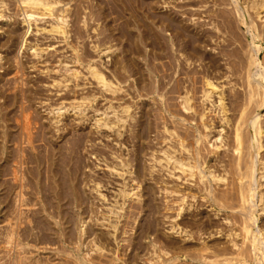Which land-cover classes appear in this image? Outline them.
<instances>
[{"label": "bare ground", "instance_id": "bare-ground-1", "mask_svg": "<svg viewBox=\"0 0 264 264\" xmlns=\"http://www.w3.org/2000/svg\"><path fill=\"white\" fill-rule=\"evenodd\" d=\"M62 1L14 0V3L22 14L21 22L26 24V31L39 16H49L51 22L47 31L59 34L64 42L69 37L70 29L66 14L68 2H63L62 7L57 9ZM87 1L89 4L83 2L85 5L81 4L82 9L77 13L82 27H87L89 19L90 22L94 19L95 23H99L101 19L106 21L104 24H113L118 18L121 20L120 23L117 22L118 26L113 24L111 27L108 24L100 33L109 31L104 34V38L116 39L115 44L116 41H124L121 48L124 54H116L118 58L110 60L111 76L104 73L97 61L83 60L84 56L80 57V50L76 45L71 50V60L80 64L86 61L83 65L87 70L86 74L102 91L109 92L116 103L106 102L107 106L102 110L96 108L92 105L97 97L93 91L72 95L78 100L76 103L72 102L70 96L73 104L68 105L75 110V115L83 114L82 117L87 116L84 115L87 107L95 112L101 110L98 117L93 118L95 126L104 127L110 132H105L104 136L112 137L109 138V155H105L108 157L103 156L104 154L97 156L100 163L104 162L103 169L108 170L107 177L114 176L118 179L117 183L111 181L117 187L113 190L114 193L110 192L113 193V199L108 202V195L103 192L110 185L107 188L105 186L106 189L102 192L104 175L98 179L89 178L93 183L91 190L97 193L95 195L100 200L102 210L98 211L100 216L94 214L95 218L91 219L93 221H89L90 218L86 220L82 213L90 205L83 208L85 192H81L84 188L80 189L83 185H79L87 176L85 177L84 170L81 174L80 168L84 164L81 167L83 159L81 161V153L78 155L79 150L77 151L78 143L81 140L83 143L86 135L82 139V133L75 131L77 135L74 138L72 135V142L59 144L56 148L51 146L49 135L50 139H47L46 132L49 133L50 130L46 129L45 132V126L41 125L45 128L38 130L41 133L35 135L33 129L37 121L32 122L33 115L29 112L32 105L29 104V109L25 105L28 96L26 91L30 88L23 85H27L28 78L25 79L26 76L20 72L19 59L15 57L14 60L13 57L16 63L13 72L16 76L10 84L8 77L6 83L2 82L0 85V120L3 121L0 124V248L7 254L1 250L7 257L1 254L4 261L6 259L5 263L45 264L47 259L51 260L50 256H46L47 261L44 260V263L37 256L28 254L33 251L31 248H39L41 243L46 246L60 241L62 249H58L57 242L55 245L58 247L55 248L71 255L72 261L78 264H264V225H260L264 224L262 218L260 224H257L259 216L264 212V120L259 112L264 106V57H259L264 25L254 23V19L247 20L246 15L247 10H252L253 18H263L261 13L264 11V0H240V4L233 0L238 15L236 18L251 33V40L245 41L246 43L236 33L227 38L228 23H222V20L217 23V18L208 22L203 19L206 23L199 22L190 27L184 22L185 19L174 13L166 15L164 12L165 16L161 12L158 15L150 13L149 10L156 8L157 0ZM195 1L203 3L204 7L205 4L210 5L207 3L210 0ZM159 2L168 5L170 1ZM217 2L222 3L220 0ZM6 5L5 0H0V17H3L2 10ZM106 5H109V11ZM181 5H185L184 1ZM172 7L178 10L177 5ZM205 9L208 10L209 6ZM189 10L192 13V9ZM186 11L190 12L188 9ZM113 12L118 16L110 19L109 14ZM225 14L227 15L226 12ZM229 20L231 23L232 19ZM92 29L93 32L96 31L95 28ZM229 32L231 35L232 32ZM15 34H12L14 38ZM235 41L238 42V49H230L229 46ZM108 44L107 41L96 40L90 45L106 57L120 49L113 47L114 43ZM207 45L211 50L217 48L218 51H206ZM28 48L33 55L41 51L31 44ZM2 58L0 53V60ZM7 58L6 63L10 57ZM58 62L62 64L63 61ZM63 72L61 78L58 75L57 79L54 78L56 76L51 77L50 85L57 89L59 86H67L68 90V82L71 80L72 84L74 80L76 87L80 70L65 66ZM2 73L0 82L12 72ZM81 77V80L85 78ZM27 86H30L29 82ZM48 87L49 84L46 89ZM30 94L32 92L29 96ZM6 96H10V100H6ZM142 96L151 101L148 98L134 101ZM61 99L59 98L62 103ZM69 99L67 96L66 100ZM15 104H18L16 111L19 113L16 114L11 109L14 115L8 108ZM65 105L62 103L52 108L47 107L48 112L54 114L50 122H53L57 131L64 129L59 126V122L62 111L67 110L68 106ZM10 114L14 116L11 117ZM39 126L40 124L37 128ZM152 132L155 134L150 137ZM37 140L43 141L41 144L45 142L44 151L39 149L43 148L41 144L35 143ZM92 151L94 154V150ZM159 195L160 201L157 199ZM132 201L134 205L130 204ZM89 202L93 205V201L89 199ZM75 205L81 210L76 215L77 218L70 211ZM94 208L96 207L88 210L90 213L86 211L87 214L91 216V209ZM137 215H141L140 221L136 219ZM159 215L168 222L164 231L167 232V237L164 238L161 236L166 234L159 236L157 233L159 225H164L163 221L159 224ZM216 217H220L221 221L216 220ZM120 218H126L122 221L125 224L123 228L118 226ZM130 218L131 221L128 220ZM93 222L94 227L96 224L99 226L97 229L100 232L93 227ZM213 228V234L215 237L222 236L221 240L219 237V240L212 238ZM204 233L208 234L204 236ZM238 236H241L240 241L237 240ZM86 238L89 240L87 244ZM193 239L198 242L193 243ZM85 245L87 251L83 252Z\"/></svg>", "mask_w": 264, "mask_h": 264}, {"label": "rangeland", "instance_id": "rangeland-1", "mask_svg": "<svg viewBox=\"0 0 264 264\" xmlns=\"http://www.w3.org/2000/svg\"><path fill=\"white\" fill-rule=\"evenodd\" d=\"M6 1V3H7V5H6V7H4L3 8V10H2V13H3V17H0V53H1V55H2V59L0 60V73H2V74H4V73H6V72H12V73H10L9 75L7 74V76L5 75L4 76V78L1 80V82H0V85L2 84V82L3 83H6V80H7V78H8V83L10 84L13 80H14V78H15V76L16 75H14L15 73L13 72L15 69V67H16V63H15V57H17V59H19L18 61H19V64H20V66H19V68H20V72H23V76L25 77V79H27L28 80V82H29V85L30 86H27L28 85V82H27V85L25 86V85H23V87H25V88H27V89H29L30 88V90H27L29 93H31L32 92V94H30V96H29V93L26 91V93H27V98H26V101H25V98L23 99V101H25V105L26 106H28V109L31 107L30 105H32V107H31V109H29L28 111L29 112H31L30 113V115L32 114L33 116H34V118L32 119V117H31V120H32V122H35V121H37L36 122V126L34 127V129H36V130H34L33 129V131L35 132V135L36 134H40L41 133V131H42V129H44L45 127V129H44V131L46 132V129H49L50 131H49V133H47L46 132V137H48L47 139H50V137H51V140H50V142L52 143L51 144V146L52 147H54V148H56V147H58L59 146V144L60 145H64V144H68L67 142H69V141H71L72 142V140H73V138L77 135L76 133L77 132H80V133H82L81 134V136H82V139H83V136L84 135H86V136H84L85 138L83 139L84 141H83V143H82V140L80 141L81 143H78V147H77V151H78V155L81 153L82 154V156H81V154L79 155L80 156V158H81V161H82V159H83V161L81 162V167H82V163L84 164V166L82 167V169L80 168V170L82 171V170H84V171H82L81 172V174L84 172V175H85V180H83V182H85V183H81L79 186L81 187L82 185V187L80 188V189H82V188H84L83 190H81V192H85L84 194H83V196H85L84 198H85V200H84V204L82 205L83 206V208L85 209V207H87L88 205H90L89 207L90 208H92V207H96L97 209L99 208V206H100V200L98 201V198H97V193L94 191V190H91V188H92V181L91 180H89V178L91 179V177H93V178H95V179H98L99 178V176H100V178H102V176H103V178L102 179H104V180H102V182H103V188H102V192H103V189H104V191H105V189L107 188V190L105 191V192H103L105 195L107 194L108 196H106V198H108L107 200H108V202H111L112 201V199H113V193H114V191L113 190H115V188L117 187L116 185H114V184H116L117 183V181H118V179H115V177L113 176H108L107 177V175H109V173L108 174H106L107 173V171L108 170H106V169H103V167H105L104 165H103V161H102V163H100L101 162V160L99 159V157L97 156L98 154L99 155H103V156H105V155H109V151H110V147L109 146H111V141H110V139H111V137L112 136H109V137H106V136H104L106 133L107 134H110V132L108 131V130H106L104 127H100V128H96V126H95V120L93 119V118H95V117H98V114H99V111H101L102 109H103V107H106L107 105V103L106 102H112V104H115L116 103V100L115 99H111L112 98V95L109 93V92H105V91H102L100 88H99V86L98 85H96V83L93 81V79H91L90 77H89V75H87L86 74V68L83 66V65H85V63H86V61L87 60H89V61H97L96 63L97 64H99V66L101 67V69L102 70H104V73H108V75L109 76H111L112 74H111V72H112V66H110V65H112V61H110V60H113V59H115V58H118V57H116V56H118V55H116V54H124V52H122V47H123V45L125 44V43H123L124 41H120V42H117L116 41V43L117 44H115V40L116 39H114V38H104L105 37V35L104 34H108V32L109 31H107L106 30V32H104V33H100V32H102V30H103V28H107V26H108V24L112 27V25L113 24H115V25H117L118 26V24H117V22L118 23H120L121 22V20H118V18H117V13L116 12H113V14H114V16H113V14H109V17H111L110 19H114L115 17L117 18V19H115L114 21L116 22H114L113 21V24H111V23H107V24H104V22L106 23V21L104 20V21H101V19H99V23H95L93 20L94 19H91V22H93V23H91L90 22V19H89V23H88V25H87V27H85V28H83L82 27V23H80L79 21H78V19H79V16L77 15V13H78V10L79 9H82V6H81V4L82 5H85L84 3H86L87 5L89 4V2L87 1V0H63L62 1V3H60V4H58L57 5V9L58 8H61L62 7V5H63V2H68L67 4L69 5H67V7H68V11L66 12V14H68V17H67V19H68V29H70V33H69V37H68V39L66 40V41H64L63 42V40H61V36H59V34H57V33H54V32H52V31H47L48 30V28H49V25H50V22H51V17H49V16H39L38 18L39 19H37V20H35V21H32V24L29 26V28H28V30L26 31V24L25 23H22L21 22V17H22V14H21V12L20 11H18V9H17V6L15 5V3H14V0H5ZM90 1V0H89ZM95 0H91V2L90 3H92V2H94ZM160 0H157V2L158 3H156L157 5H156V8H154V9H151V10H149V12L151 13V12H155L157 15L161 12L162 13V15H164L165 16V14L167 15V14H175V15H177V16H179V17H182V19L184 20V22L185 23H188V25L190 26V27H193V26H196L197 25V23H206V21L205 20H207V22H208V20L210 21L211 19L212 20H215L216 18V20H215V22H217V23H219V22H221V20H222V23L224 22V23H228L227 25H228V27H227V34H226V37L228 36V37H230V36H233V34H235L236 33V36L238 35V36H240V39L241 40H244V41H242V42H244V43H246L245 41H250L249 40V38H251V33H250V31L249 30H245V29H247V27L245 26V25H242V24H240L241 22L239 21V18L237 17L236 18V16H238L237 14H236V10L234 9V2H233V0H220V2H222V3H219V2H217L218 0H210V1H208L207 3L208 4H210V5H213V8H212V6L210 7V5H208L209 6V9L207 10V9H205V8H208V6H207V4H205V7H204V4L203 3H201V2H197V1H193L192 0V2H193V4L194 3H200V4H195V5H188V4H192V2H191V0L188 2V0L186 1V0H167V1H170L169 3H168V5H167V3H161V2H159ZM172 1V2H171ZM183 1H184V6L182 7V5L181 4H183ZM78 2H80V3H78ZM82 2V3H81ZM84 2V3H83ZM178 2H180V3H178ZM217 2V3H216ZM225 2V3H224ZM238 4H240V0H237L236 1ZM77 3L79 4V5H77ZM215 3V4H214ZM76 4V5H75ZM159 4V5H158ZM75 5V6H74ZM104 5V4H103ZM176 5H177V7H176ZM187 5V6H186ZM197 5V6H196ZM198 5H199V7H198ZM231 5H232V8H231ZM81 6V7H80ZM172 6H174V7H176L178 10H179V8L181 9V10H179V12H177L178 10H176L175 8H173ZM192 6V7H191ZM75 7H76V9H75ZM109 7V5H106V9ZM179 7V8H178ZM204 7V8H203ZM188 9V11H190V12H188L187 13V11H186V9ZM203 8V9H202ZM118 9V8H117ZM173 9H175V11L173 10ZM184 9V10H183ZM189 9H192V13H191V10H189ZM194 9V10H193ZM201 11H200V10ZM215 10V11H213V10ZM226 11H225V10ZM240 9V8H239ZM108 11H109V9H107ZM106 10V11H107ZM222 10H223V12H222ZM230 10V11H229ZM235 10V11H234ZM241 10V9H240ZM250 10V9H249ZM89 11V8L87 7V9H86V12H88ZM107 11V12H108ZM156 11H158V13L156 12ZM171 11V12H170ZM174 11V12H173ZM197 12V13H195V12ZM207 11V12H206ZM209 11V12H208ZM218 11L220 12V13H218ZM229 11V12H228ZM232 11V12H231ZM165 12V14H163ZM170 12V13H169ZM181 12L183 13V14H181ZM194 12V13H193ZM200 12V13H199ZM204 12H205V15L206 16H204L203 17V15H204ZM225 12L227 13V15H229L230 17H227V15L225 14ZM234 12V13H233ZM251 12V13H250ZM250 12L247 10V20L248 19H251V20H253V22L255 23H258V25L260 24V26H262V25H264V17L263 18H258V17H256V16H254V18H253V11L252 10H250ZM109 13V12H108ZM177 13V14H176ZM185 13H186V15H185ZM190 13V14H189ZM207 13V14H206ZM208 13H209V15H208ZM211 13V14H210ZM215 13V14H214ZM224 13V14H223ZM249 13V14H248ZM76 14V15H75ZM173 14V15H174ZM201 14H203V15H201ZM212 14H213V16H212ZM217 14H219V15H217ZM236 14V15H235ZM261 14H263L264 15V11L261 13ZM181 15V16H180ZM190 15V17H188ZM192 15V16H191ZM225 15V16H224ZM235 15V16H234ZM252 15V18L250 17ZM113 16V17H112ZM185 16V18H183ZM201 16V17H200ZM209 18H208V17ZM215 16V17H214ZM216 16H218V17H216ZM89 17V16H88ZM186 17L188 18V19H186ZM198 17H199V19H198ZM212 17H214V18H212ZM224 17V18H223ZM225 17H226V19H225ZM4 18H6V20H4ZM92 18H94V16L92 17ZM189 18H191V19H189ZM194 18V19H193ZM203 19H205L204 21H203ZM223 19H225L224 21H223ZM229 19H232L231 20V23L230 22H228V21H230ZM237 19V20H236ZM190 22H189V21ZM195 20V21H194ZM199 20V21H198ZM200 20H202V21H200ZM217 20H220V21H217ZM120 21V22H119ZM188 21V22H187ZM197 21V22H196ZM226 21V22H225ZM76 22V23H75ZM196 22V23H195ZM192 24V25H190V24ZM195 24V25H194ZM96 25V26H95ZM114 25V26H115ZM229 25H230V28H229ZM231 25H233V26H231ZM93 26V27H92ZM100 26V27H99ZM113 26V27H114ZM259 26V27H260ZM72 27V28H71ZM96 27H97V29H96ZM204 27H206V26H204ZM235 27V28H234ZM12 28H13V30H12ZM17 30V31H15V29ZM36 28L37 29H39L38 31H36ZM80 28H81V30H80ZM92 28H95V32H93L92 30ZM76 29V30H75ZM102 29V30H101ZM12 30V31H11ZM79 32H78V31ZM86 30V31H85ZM101 30V31H100ZM105 30V29H104ZM15 31V32H14ZM229 31H231L232 33H231V35H229L230 34V32ZM20 32V34H18ZM81 32V33H80ZM116 32V30L113 32L114 33V35L116 34L115 33ZM14 35L15 33V38L13 37V35ZM22 33H23V35H24V37H23V35H22ZM250 33V34H249ZM20 36V39H21V37H23V40L22 41H20V39L18 38L17 39V37H19L18 35ZM103 34V35H102ZM78 37H77V36ZM237 36V37H238ZM264 36V35H263ZM263 36H262V41H261V45H262V49L260 50V55H259V57H260V59H262L263 57H264V53H263V50H264V38H263ZM13 37V38H12ZM100 37V38H99ZM102 37V38H101ZM227 37V38H228ZM243 39H242V38ZM77 38V39H76ZM107 39V40H106ZM113 39V40H112ZM13 40V41H12ZM25 40V41H24ZM78 40V41H77ZM92 40V42L90 43L89 41H91ZM94 40V41H93ZM96 40H99L100 42L101 41H107V44L109 43V42H111V44L112 43H114V45H113V47H115V46H117L116 48L118 49V48H120V49H118L117 51H118V53H116L117 51H113L112 53L111 52H109V53H111V57L108 55L107 57L105 56V54L103 53H100L99 52V50H94V48H92L91 46L93 45V43L94 42H96ZM110 40V41H109ZM12 42H15V44L14 43H12ZM19 42V43H18ZM75 42V43H74ZM71 45V46H69V44ZM34 45V46H36V47H38L39 49H41V51H40V53H38L37 55H33V53L31 52V49H29L28 47H29V45ZM78 44V45H77ZM90 44H92V45H90ZM110 44V43H109ZM108 44V45H109ZM110 44V45H111ZM120 44V45H119ZM78 46V54L80 55V57L82 58V55L84 56V59L83 60H86V61H83V64L81 63H75V62H73L71 59H72V55H73V53L71 52V50L73 49V47L74 46ZM119 46V47H118ZM121 46V47H120ZM211 46V45H210ZM214 46V45H213ZM237 46V47H236ZM102 47H103V45H102ZM102 47H100V48H102ZM230 49H232V48H236V49H238V42L237 41H235L234 43H232L230 46ZM119 50H120V52H119ZM205 50L207 51V50H211L210 48H209V45H207L206 47H205ZM97 51H98V53H97ZM216 51H218V49L216 48L215 50H211V52H213V53H216ZM243 51V50H242ZM87 52L88 53V55L90 56V57H88V55H87V53L85 54V53ZM122 52V53H121ZM85 55H84V54ZM263 53V54H262ZM261 54H262V56H261ZM115 55V56H114ZM113 56V57H112ZM7 57H10V59H12L13 57H14V60L12 59V63L10 62V59H9V62H7L6 63V61L8 60V58ZM107 58V59H106ZM58 59V60H57ZM109 59V60H108ZM236 59V58H235ZM57 60V61H56ZM63 61L62 62V64L61 63H59L58 61ZM71 60V61H70ZM5 62V63H4ZM64 62H66V63H64ZM100 62V63H99ZM111 62V63H110ZM9 63V64H8ZM14 63V64H13ZM59 63V64H58ZM10 65V66H9ZM11 65H12V70L9 68V67H11ZM15 65V66H14ZM83 67H82V66ZM7 66H8V69H7ZM59 66V67H58ZM65 66H68V67H70V68H77L78 70H80V77L78 78V79H76L75 81L78 83V85L75 87V85H74V80L72 81V84H73V86L75 87H73V86H71L72 84H71V80L67 83L68 84V90H67V86H66V88L65 87H61V86H59L58 87V89H57V87H55V86H52V85H50L51 84V77H54V76H56V77H54L55 79H57L58 77H57V75L59 76V78H61V76L60 75H63L64 74V67ZM106 66V67H105ZM63 68V70L61 71V68ZM110 69H109V68ZM4 68H5V71H4ZM22 68V69H21ZM52 68H54V71H53V69ZM85 68V69H84ZM14 69V70H13ZM59 71V72H56L57 70ZM255 69V68H254ZM42 71H45V72H42ZM111 71V72H110ZM61 73V74H60ZM17 74H20V73H17ZM22 76V77H23ZM81 76H84L85 78V80L83 81V80H81L82 79V77ZM87 77V78H86ZM11 78H12V80H11ZM81 78V79H80ZM134 78V77H133ZM24 79V78H23ZM24 79V80H25ZM29 79H30V81H29ZM11 80V81H10ZM131 81H132V78L130 79ZM129 80V82H131ZM26 81V80H25ZM83 81V82H82ZM48 84H49V87L46 89V87L48 86ZM125 84H128V82H126ZM47 85V86H46ZM6 86H8V84L6 85ZM70 86V87H69ZM240 85H238L237 87L238 88H240V89H242V87H239ZM51 87H54V88H56L55 90H52V89H54V88H51ZM50 88V89H49ZM70 89V90H69ZM47 90H49V91H47ZM50 90H52V91H50ZM57 90V91H56ZM59 90V91H58ZM63 90V91H62ZM73 91V93H72V91ZM97 90V91H96ZM100 90V92H98ZM9 92H10V90H8ZM34 91H36L35 93H34ZM56 91V92H55ZM65 91V92H64ZM66 91H67V94H66ZM69 91V92H68ZM90 91H92V92H90ZM93 91H94V93H93ZM101 91L103 92V93H101ZM93 93V94H95L97 97L95 98V101H93V103H92V105L94 106L95 105V107L97 108H100L101 110H99V111H94L93 109H92V111H94V112H92L91 111V109H90V107H87L86 109H85V112H84V115L86 114L87 116H89L88 118H86L87 116H83L82 117V115L83 114H74L73 113V111L75 112V110L74 109H72L71 108V106H69V105H71L70 103H74V101H75V103L76 102H78V100H76L75 98H74V96L72 97V95H75V96H78L80 93ZM7 93V92H6ZM10 93H12V91L10 92ZM25 93V94H26ZM57 93H59V94H57ZM63 95H62V94ZM77 93V94H76ZM8 95H11V94H9V93H7ZM35 94V95H34ZM98 94V95H97ZM100 94V95H99ZM34 95V96H33ZM47 95H48V98H47ZM52 95V96H51ZM60 95L62 96V97H60ZM68 96V99L70 98V96L72 97L71 99H73V101L71 102V100L69 99V100H66L67 99V96ZM34 98H33V97ZM51 96V97H50ZM57 96H59V97H57ZM65 96V97H64ZM7 97V96H6ZM10 96H8L7 98H6V100H10V99H8ZM29 97V98H28ZM32 99H31V98ZM36 97H39V98H36ZM45 97L47 98L46 99V101H44L45 100ZM64 97V98H63ZM11 98V97H10ZM43 98V99H42ZM58 98V99H57ZM59 98L61 99V98H63V99H61V100H63L62 101V103L65 105V104H67V105H65L66 107H67V110H63L62 111V115H61V117L63 118V120H62V118H61V120H60V122H59V126L60 127H62V128H64V129H60L59 131H57L56 129H55V127H54V124H53V122H50V121H52L53 119H52V117L54 116V114L51 112V111H49V112H51V113H49L48 112V108L50 107V108H52V107H54V106H56V105H59V104H62L61 103V101L59 100ZM145 98V100H146V98H148V97H144V96H142V98L141 97H139V99L137 98V99H135L134 101H139V100H142V99H144ZM27 99H29V100H27ZM30 99H31V101L33 100V99H35V100H33L34 101V103H33V101H32V104L30 103L31 101H30ZM48 99H50V100H48ZM53 101H52V100ZM42 100L44 101V102H42ZM55 100V101H54ZM57 100H59V102L57 101ZM64 100H66L65 102L66 103H64ZM148 101H151V100H149V98L147 99ZM0 101H2V100H0ZM30 101V102H29ZM38 101H41L40 103L38 102ZM51 102V103H50ZM54 102V103H53ZM56 102V103H55ZM7 103H9V101H7ZM17 103H18V101H17ZM24 103V102H23ZM27 103H28V105H27ZM59 103V104H58ZM72 103V104H73ZM30 104V105H29ZM50 104H51V106H50ZM53 104V105H52ZM56 104V105H55ZM69 104V105H68ZM24 105V104H23ZM103 105H105V106H103ZM15 106H16V104L13 106V107H10V108H8V110L9 111H11L10 113H13V111L12 110H15L14 112L16 113V114H18L19 112L18 111H16L18 108H17V106H18V104H17V106H16V109H15ZM48 107V108H47ZM34 108V110H32ZM69 108V109H68ZM12 109V110H11ZM136 111H139V110H137V108L135 109ZM262 111V112H261ZM259 112H260V114H262L263 116V119L262 120H264V106H262L260 109H259ZM15 113H13L14 115H15ZM76 113V112H75ZM13 114H10V116L11 117H13L14 115ZM13 115V116H12ZM53 115V116H52ZM97 115V116H96ZM51 116V117H50ZM95 116V117H94ZM38 119H37V118ZM92 117V118H91ZM80 118V119H79ZM85 118V119H84ZM77 119H79V120H77ZM84 119V120H83ZM87 119V120H86ZM81 120H83V121H81ZM63 122H65V123H63ZM0 124H3V121H1L0 120ZM40 124V126L41 125H43V126H45L44 128H43V126H41V128H37V126ZM61 124V125H60ZM52 125V126H51ZM47 127H50V128H47ZM52 127V128H51ZM69 128V129H68ZM53 129H54V131H53ZM67 129L70 131H68V133H67ZM105 129V130H104ZM38 130H41V131H38ZM56 130V131H55ZM36 131H38V133L36 132ZM48 131V130H47ZM75 131H77V132H75ZM98 131V132H97ZM104 131V132H103ZM109 133H108V132ZM55 132V133H54ZM62 132V133H61ZM75 132V133H74ZM106 132V133H105ZM65 133H67V136H66V134ZM70 133H72V134H70ZM79 133V134H80ZM153 133V132H152ZM150 134L151 136L150 137H153V135L155 134V133H153V134ZM50 137H49V136ZM72 135H73V138H72ZM75 135V136H74ZM38 136V135H37ZM63 136V137H62ZM68 140H66V139ZM70 138V139H69ZM106 138H110L109 140L108 139H106ZM152 139V138H151ZM66 141V142H65ZM108 141H110L109 143H108ZM41 142H43V141H41L40 140V142L37 140V142H35V143H37V144H41ZM54 143H56V144H54ZM64 143V144H63ZM110 144V145H109ZM43 145H45V142L44 143H42L41 144V146L43 147V148H41V147H39V149H41V150H43L44 151V146ZM58 145V146H57ZM47 146V145H46ZM92 150H94V154H92L93 153V151ZM102 150H103V152H102ZM105 150V151H104ZM81 151V152H80ZM107 152V153H106ZM97 153V154H96ZM95 156V157H94ZM97 156V157H96ZM105 157H108V156H105ZM95 158H98L97 160L95 159ZM99 161V162H98ZM108 162H109V160H107ZM96 162H98V164L96 163ZM96 163V164H95ZM31 165V164H30ZM96 165H97V167H96ZM101 165V166H100ZM103 166V167H102ZM103 170H104V172H103ZM105 170H106V172H105ZM80 172V171H79ZM80 174V175H81ZM88 174V175H87ZM103 174V175H102ZM84 175H82L81 177L82 178H84ZM90 175H92V176H90ZM90 176V177H89ZM96 176V177H95ZM110 179V180H106V179ZM115 179V180H113V179ZM88 180V181H87ZM91 181V182H90ZM108 181H110V182H108ZM111 181H116V183L115 182H111ZM88 183H90V185L88 184ZM107 183H108V185H107ZM85 184V185H84ZM112 184H113V186H112ZM106 186V188H104ZM114 188V189H113ZM111 190V191H110ZM113 191V193H110V192H112ZM95 192V193H94ZM108 192L110 193V194H108ZM96 194V195H95ZM86 195H88L89 197L91 196H93L94 197V200H93V197L91 198H88V197H86ZM95 195V196H94ZM110 195V196H109ZM157 196V195H156ZM110 197H112V198H110ZM159 198H157V199H159V201H160V199H161V196L159 195L158 196ZM87 199H88V201H87ZM89 199H90V201H93V205L91 204V202H89ZM109 199H111V200H109ZM87 201V202H86ZM94 201H95V203H98V204H95L94 203ZM107 202V203H108ZM134 201H132V202H130V204H135V203H133ZM86 203V204H85ZM90 203V204H89ZM128 203V202H127ZM85 205V206H84ZM87 205V206H86ZM98 205V206H97ZM36 206H38V205H36ZM77 205H75V207L73 206V208L72 209H70V211H73V214L75 213V215H73V216H75L76 217V215L78 214V212H80L81 210L79 209V208H77L76 207ZM92 206V207H91ZM101 207V206H100ZM204 207V206H203ZM90 208L88 209V207L85 209V211L82 213V215H84V218L86 219V220H88V218H90L89 219V221L92 219V218H95V215H97V216H100V213L98 212L99 210H102V207L101 208H99L98 210H94V209H96V208H94V209H91V212L93 213V215H92V213H91V216H90V211H88V210H90ZM75 210V211H74ZM86 211H88L89 213L87 214V212ZM95 213H94V212ZM211 211V210H210ZM86 212V213H85ZM209 213H211V212H209ZM264 213V212H263ZM262 213V216H259V218H258V223L257 224H260L259 223V221H260V219H261V221H262V223H264V214ZM95 214V215H94ZM161 215V214H160ZM159 215V218L161 217ZM96 216V217H97ZM220 216H222V215H220ZM139 217H141V215L139 216ZM138 217V215H137V220L138 221H140V218ZM212 217H214V215L212 216ZM77 218V217H76ZM122 218V217H121ZM120 218V223L118 224V226L120 227V228H123L124 226H125V224L123 223L124 221H125V219H121ZM124 218V217H123ZM139 218V219H138ZM218 218V219H217ZM219 218L220 217H216L215 219L216 220H218V221H221V220H219ZM161 219H162V217H161ZM159 219L160 221H159V224L162 222V223H164V225L163 224H160L159 225V229L157 230V233L159 234V236H161L162 234H166L165 236H161V237H167V232H164V231H166V229L167 228H165V227H167L168 225V222H167V219L166 220H164V219ZM51 220H53V219H51ZM128 220H130L131 221V218L130 219H128ZM137 220H135V221H137ZM184 220H185V218H184ZM91 221H93V220H91ZM123 221V222H122ZM92 223V222H91ZM123 223V224H122ZM167 223V224H166ZM165 224H166V226H165ZM0 225H1V223H0ZM97 225V224H96ZM95 225V227H96V230H97V232H98V230L99 229H97V227L99 228V226L97 225L96 226ZM164 227V229H163V227ZM182 225H184V224H182ZM260 225H264V224H260ZM259 225V226H260ZM161 226V227H160ZM1 227V226H0ZM93 227H94V222H93ZM94 227V228H95ZM103 228V227H102ZM189 227H187V229H188ZM1 229V228H0ZM77 230V229H76ZM120 230V229H119ZM163 230V231H162ZM101 230H99V232H100ZM211 233L213 234L214 233V228H213V230L211 231ZM208 234V233H204V236H206V235ZM214 235V234H213ZM212 235V238H214V239H216L217 238V240H219V238H220V240L223 238L222 236H217V237H215L216 235H214L213 236ZM0 236H1V233H0ZM91 237H93V235L91 236ZM219 237V238H218ZM89 238V240L91 239L90 238V236L88 237ZM88 238H86L85 239V244H87V241H88V243H89V240H88ZM239 238V239H238ZM240 238H241V236H238L237 237V240H239L240 241ZM211 239V238H210ZM214 239H212V240H214ZM56 242L58 243L57 245H59V247L58 246H56L55 244H56ZM56 242H54V243H52V244H47L46 246H44L45 244H39V248L38 247H36V249L38 250V252H37V250L35 249V248H31V249H33V251L32 252H30V253H28L29 255H34V256H37V258H39V259H41V260H46V256L48 257V255L50 256V258H51V260L50 259H47L48 261L50 260V262H48L47 260V262L45 263V261H44V263L45 264H47V263H49V264H78V263H76L75 261H72L73 260V257L71 256V255H69L68 253H64L63 251H61V252H59L58 251V249L59 248H61L62 249V247H61V245L59 244V242L58 241H56ZM193 243L194 242H198L197 240H194L193 239V241H192ZM40 246H41V248H40ZM43 247V248H42ZM55 247H58V249H56ZM44 248H46V249H44ZM49 248V249H48ZM55 248V249H54ZM83 248H84V250H83V252H85V250L87 249V245H85V246H83ZM35 249V250H34ZM60 249V250H61ZM67 249H69V248H67ZM2 249L0 248V251H1ZM57 250V251H56ZM4 253H5V251L4 250H2ZM0 252V259L2 260H0V264H6L5 262H6V259H5V261H4V257H5V255H3L4 253L3 252ZM36 251V252H35ZM87 251V250H86ZM34 253V254H33ZM52 253V254H51ZM57 253H59V254H61V255H59V254H57ZM4 256H2V255ZM6 254V253H5ZM36 254V255H35ZM63 254H65V255H63ZM68 254V255H67ZM7 255V254H6ZM69 256V257H67V256ZM39 256V257H38ZM63 256V257H62ZM67 257V258H66ZM70 257H71V259H70ZM3 258V259H2ZM5 258H7V257H5ZM49 258V257H48ZM63 258V259H62ZM65 258V259H64ZM67 260V261H66ZM4 261V262H3ZM67 263H66V262Z\"/></svg>", "mask_w": 264, "mask_h": 264}]
</instances>
